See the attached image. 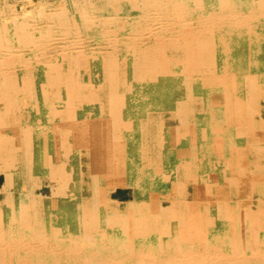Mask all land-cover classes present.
Segmentation results:
<instances>
[{
    "label": "bare ground",
    "instance_id": "6f19581e",
    "mask_svg": "<svg viewBox=\"0 0 264 264\" xmlns=\"http://www.w3.org/2000/svg\"><path fill=\"white\" fill-rule=\"evenodd\" d=\"M0 264H264V0H0Z\"/></svg>",
    "mask_w": 264,
    "mask_h": 264
},
{
    "label": "rangeland",
    "instance_id": "374dc122",
    "mask_svg": "<svg viewBox=\"0 0 264 264\" xmlns=\"http://www.w3.org/2000/svg\"><path fill=\"white\" fill-rule=\"evenodd\" d=\"M0 181H1V178H0Z\"/></svg>",
    "mask_w": 264,
    "mask_h": 264
}]
</instances>
